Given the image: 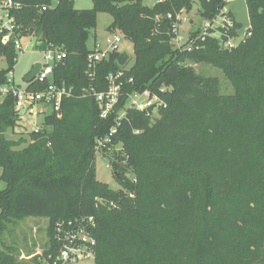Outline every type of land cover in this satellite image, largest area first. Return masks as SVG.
Listing matches in <instances>:
<instances>
[{
    "label": "trees",
    "instance_id": "1",
    "mask_svg": "<svg viewBox=\"0 0 264 264\" xmlns=\"http://www.w3.org/2000/svg\"><path fill=\"white\" fill-rule=\"evenodd\" d=\"M18 1L23 36L38 42L46 33L38 50L66 51L54 82L73 88V96L63 100L59 116L44 117L42 129L31 132L32 143L21 150L14 148L23 142L4 138L19 120L15 99L8 95L0 104V181L5 185L0 264H44L39 258L19 260L12 239L9 226L29 217L52 223L44 258L58 252V221L93 217L96 264H264V0H248L251 35L238 47L221 46L241 27L228 11L234 27L221 38L208 34L204 40L200 28L191 32L198 48L190 52L172 45L173 20L167 16L189 14L198 3L202 21H213L227 0H164L153 6L145 0H93L90 10L75 9V0H58L46 11L42 7L54 0ZM100 13L112 16L109 31L132 42L135 63L130 70L120 67L121 53L114 52L92 80L86 74L87 43ZM2 56L8 68L0 70V85L8 83L17 63L13 47L0 44ZM188 62L215 64L234 94L222 95L217 77L199 76ZM119 71L125 72L120 109L133 91H147L160 103L156 119L127 109L118 131L100 148L133 198L97 180V141L107 137L116 116L102 120L94 98L83 96L91 87L107 90L108 76ZM131 78L133 84H126ZM46 86L33 82L29 89ZM127 172L135 181L124 178Z\"/></svg>",
    "mask_w": 264,
    "mask_h": 264
},
{
    "label": "built area",
    "instance_id": "2",
    "mask_svg": "<svg viewBox=\"0 0 264 264\" xmlns=\"http://www.w3.org/2000/svg\"><path fill=\"white\" fill-rule=\"evenodd\" d=\"M164 0H158L156 3H161ZM58 0H54L50 6L42 7L43 11L56 7ZM23 5L18 0H0V44L4 47H13L18 54L23 51L22 40L24 38L19 25L16 14L22 10ZM184 11L177 13L175 16L169 14L168 19L173 20V33L175 37L172 40V45L177 50L192 51L197 49V40L191 39L190 34L186 40L181 36V28L184 24L194 25V21L187 18ZM235 25L234 20L228 15V9L225 7L213 21L205 22L201 39L204 40L209 34L221 38L223 32L230 31ZM211 32V33H210ZM238 32V30H237ZM247 33L242 38L238 36L228 37L227 41L221 44L223 50H232L239 46L240 42L249 37ZM123 40V37L118 32H111V36L106 40V47L96 45L91 49L87 56V71L86 74L92 80L96 78L98 66L108 60L110 55L118 51V46ZM46 53V62L42 64V69L37 77L33 80L35 83L47 84L42 91L30 90L29 86L33 83H28L26 89L17 86L13 79V71L8 74V83L0 85V98L4 99L11 95L15 99V112L19 119L26 116L35 115L36 111L44 117L50 113L60 114L62 102L65 98L73 96V88H68L65 84H57L54 82V71L59 63H62L67 58V53L56 47H50L44 51ZM1 58H5L2 56ZM125 72L119 71L116 74L108 76V89L98 91L94 87L83 90V96H91L96 101L100 118L108 120L112 116L115 117V126L110 130L109 134L103 140L98 141L97 150H100L103 142L108 141L110 136L118 131L122 120L126 116L127 109H134L139 112L147 111L152 105L156 104L154 111L160 105L156 98H151L147 91L143 93L133 91L129 93L128 103L125 108L120 109L121 99L123 97V89ZM126 84H133V79L126 81ZM42 127H37L33 132H38ZM96 222L93 217L82 218L76 220H61L55 224L54 239L59 246L57 254H50L43 260L44 264H81L87 261L94 260L96 255L97 241L93 236Z\"/></svg>",
    "mask_w": 264,
    "mask_h": 264
},
{
    "label": "rangeland",
    "instance_id": "3",
    "mask_svg": "<svg viewBox=\"0 0 264 264\" xmlns=\"http://www.w3.org/2000/svg\"><path fill=\"white\" fill-rule=\"evenodd\" d=\"M158 0H145V5L153 6ZM94 7L93 0H75V9L77 10H90ZM226 8L228 11H232L235 19L241 25L239 32V37L242 38L247 34V30L250 26L249 10H248V0H227ZM186 17L194 21V25L190 26L184 24L181 28V36L188 38L191 32L196 31L197 29H202L205 22L199 16V4L195 3L193 11L189 14H186ZM113 18L111 15L106 13H100L98 15L97 27L92 31L91 37L87 43L89 49H94L96 45L101 46L102 48L106 47V40L111 36V31L109 27L112 24ZM37 39L34 37L24 38L22 40V48L18 54L17 63L13 69V78L10 76V79L14 80V83L17 86H20L23 89L28 87V83L25 81L26 75L32 70L33 66L37 63L41 65L46 62L44 51H40L36 48ZM120 53H126L130 56V60L127 63L126 68L130 70L135 63V54L134 46L132 42L123 38L121 43L118 46V51ZM188 65L195 68L199 76L206 77H217L221 84V93L222 95H232L235 92V89L229 79L226 77L225 73L217 67L215 64L199 62L192 63L188 62ZM8 68V63L5 58H0V70H6ZM3 102V99L0 98V104ZM36 111L35 115H28L23 119H19L17 126L13 129H9L4 138L8 142L23 144L19 147H15L14 150H21L27 147L32 143L30 133L33 132L37 127H42V122L44 116L40 115ZM157 111L153 112V118H158ZM98 142V141H97ZM121 148L118 146V149ZM95 169L97 180L103 184L107 189L113 192H122L127 198H133L134 195L130 194L127 190L120 185L119 176L120 174L116 169L111 166L109 160L106 156L103 155L101 150H96L95 156ZM2 170L0 169V173ZM124 178L133 180L134 176L132 173L127 172L122 174ZM5 185L0 181V190L4 189ZM101 203L105 206L111 208H116L113 202H110L105 199H101ZM51 228L52 223L49 219L39 218V217H29L21 221H18L15 226H9V229H13V237L17 248L19 249L20 256L19 260L25 262H32L34 259L39 258L42 261L45 259L43 253L48 247L51 240ZM5 239L9 243L11 238L5 236ZM81 264H96L94 260L87 261Z\"/></svg>",
    "mask_w": 264,
    "mask_h": 264
},
{
    "label": "water",
    "instance_id": "4",
    "mask_svg": "<svg viewBox=\"0 0 264 264\" xmlns=\"http://www.w3.org/2000/svg\"><path fill=\"white\" fill-rule=\"evenodd\" d=\"M47 35L44 33L38 40L37 45H40L46 41ZM130 60V56L126 53H121L118 58V65L120 67H126L127 63ZM42 69V65L40 63H37L33 66L32 70L26 75L25 81L26 83H32L33 80L37 77V75L40 73ZM156 107V104L152 105L150 108L147 109V113L151 115L154 112V109Z\"/></svg>",
    "mask_w": 264,
    "mask_h": 264
},
{
    "label": "crops",
    "instance_id": "5",
    "mask_svg": "<svg viewBox=\"0 0 264 264\" xmlns=\"http://www.w3.org/2000/svg\"><path fill=\"white\" fill-rule=\"evenodd\" d=\"M232 14H233V12L232 11H230ZM233 16H234V14H233ZM234 18H235V16H234ZM236 20V19H235ZM237 21V20H236ZM2 173V172H1ZM1 173H0V176H1Z\"/></svg>",
    "mask_w": 264,
    "mask_h": 264
}]
</instances>
